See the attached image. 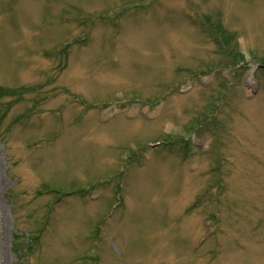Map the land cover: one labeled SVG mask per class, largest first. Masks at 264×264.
Masks as SVG:
<instances>
[{
  "label": "rangeland",
  "instance_id": "1",
  "mask_svg": "<svg viewBox=\"0 0 264 264\" xmlns=\"http://www.w3.org/2000/svg\"><path fill=\"white\" fill-rule=\"evenodd\" d=\"M263 63L264 0H0V264H264Z\"/></svg>",
  "mask_w": 264,
  "mask_h": 264
},
{
  "label": "trees",
  "instance_id": "2",
  "mask_svg": "<svg viewBox=\"0 0 264 264\" xmlns=\"http://www.w3.org/2000/svg\"><path fill=\"white\" fill-rule=\"evenodd\" d=\"M237 62L233 63V64H236Z\"/></svg>",
  "mask_w": 264,
  "mask_h": 264
}]
</instances>
